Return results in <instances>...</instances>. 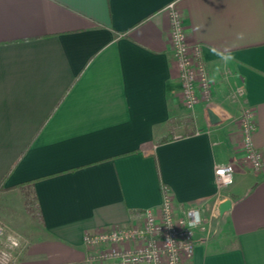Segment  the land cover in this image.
<instances>
[{"label": "crops", "instance_id": "crops-1", "mask_svg": "<svg viewBox=\"0 0 264 264\" xmlns=\"http://www.w3.org/2000/svg\"><path fill=\"white\" fill-rule=\"evenodd\" d=\"M171 5L213 81L193 111ZM247 108L262 148L264 0H0V195L29 189L39 217L18 264H111L86 234L140 226L165 186L178 214L205 216L187 264H264V172L244 163L232 122ZM229 163L234 183L219 187Z\"/></svg>", "mask_w": 264, "mask_h": 264}, {"label": "built area", "instance_id": "built-area-1", "mask_svg": "<svg viewBox=\"0 0 264 264\" xmlns=\"http://www.w3.org/2000/svg\"><path fill=\"white\" fill-rule=\"evenodd\" d=\"M171 20V45L174 61L183 85L186 108L193 111L201 102L213 95V81L204 62L199 45H191L182 15L169 7ZM240 96L244 90L238 91ZM221 121L226 117L219 115ZM233 123L241 124L243 161L255 172H264V147L257 148L253 142L256 122L251 109L243 111ZM234 165L229 163L216 168L219 187L234 183ZM143 222L131 229L113 228L98 233H87L85 242L97 250L99 260L111 264H187L196 250L195 229L205 216L196 208L176 212L174 198L168 187H163V201L156 208L142 213ZM28 241L19 233L0 222V264H18Z\"/></svg>", "mask_w": 264, "mask_h": 264}, {"label": "rangeland", "instance_id": "rangeland-1", "mask_svg": "<svg viewBox=\"0 0 264 264\" xmlns=\"http://www.w3.org/2000/svg\"><path fill=\"white\" fill-rule=\"evenodd\" d=\"M38 218L34 197L29 189L12 191L6 196L0 195V221L8 224L11 230L23 238L39 228Z\"/></svg>", "mask_w": 264, "mask_h": 264}, {"label": "water", "instance_id": "water-1", "mask_svg": "<svg viewBox=\"0 0 264 264\" xmlns=\"http://www.w3.org/2000/svg\"><path fill=\"white\" fill-rule=\"evenodd\" d=\"M208 115L212 125H216L221 122V118L213 109H208ZM231 208H232V201L230 199H226L223 202H221L218 208L220 217H223L225 213L228 212Z\"/></svg>", "mask_w": 264, "mask_h": 264}, {"label": "trees", "instance_id": "trees-1", "mask_svg": "<svg viewBox=\"0 0 264 264\" xmlns=\"http://www.w3.org/2000/svg\"><path fill=\"white\" fill-rule=\"evenodd\" d=\"M172 123L174 124L173 121H172ZM175 123H177V122H175ZM187 123H188L189 125L193 126V127H191L190 130H188L187 132H185V135L194 133L195 128H194L193 120H192L191 117H189V118L187 119ZM167 139H168V138H165V140H167ZM11 171H12V170H11ZM11 171H10V172H11ZM10 172H9V173L7 174V176L5 177V180H6V178L8 177V175L10 174ZM22 186H23V185H21V187H22ZM5 189H6V188L4 187V181H3V182L0 184V193L3 192Z\"/></svg>", "mask_w": 264, "mask_h": 264}, {"label": "clouds", "instance_id": "clouds-1", "mask_svg": "<svg viewBox=\"0 0 264 264\" xmlns=\"http://www.w3.org/2000/svg\"><path fill=\"white\" fill-rule=\"evenodd\" d=\"M230 57H225V59H229Z\"/></svg>", "mask_w": 264, "mask_h": 264}]
</instances>
